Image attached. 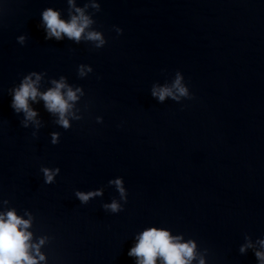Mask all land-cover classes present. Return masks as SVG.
<instances>
[{
	"label": "water",
	"instance_id": "1",
	"mask_svg": "<svg viewBox=\"0 0 264 264\" xmlns=\"http://www.w3.org/2000/svg\"><path fill=\"white\" fill-rule=\"evenodd\" d=\"M49 9L92 23L79 42L46 39ZM177 73L188 97L152 95ZM25 77L38 93L62 81L65 99L76 94L68 129L40 95L33 120L15 111ZM9 212L28 221L36 264H140L129 252L149 229L192 242L189 264H264V0H0V217Z\"/></svg>",
	"mask_w": 264,
	"mask_h": 264
},
{
	"label": "clouds",
	"instance_id": "2",
	"mask_svg": "<svg viewBox=\"0 0 264 264\" xmlns=\"http://www.w3.org/2000/svg\"><path fill=\"white\" fill-rule=\"evenodd\" d=\"M71 2V0H69ZM98 7V6H97ZM80 13L79 16H73L70 22H65L59 19L58 13L51 9L43 13V20L47 28V38L55 37L57 40L61 39V35L64 34L68 38L73 39L77 42L81 40L82 34L85 29L92 23L88 17L84 16L80 9H77ZM119 31V30H118ZM86 39L91 41H97V48L102 47L105 44V40L99 32H88ZM23 41V37L20 38ZM83 75V73H81ZM37 80L39 77L37 76ZM55 88L50 89L45 93H38L34 82L29 78L25 77L20 87L15 90L13 97L12 107L15 111L20 112L21 110L25 113L26 120H33L36 113L32 111L28 106V100L40 95L45 101V106L49 112L58 113V123L68 129L70 127L68 120L65 118L66 113L71 108L68 101H75L77 99L76 94L68 89L65 96L61 93V89L65 88L66 85L61 82H55ZM172 88L176 90L179 95H174ZM172 88L163 87L160 89H153L152 95L158 97L160 101H163L165 97H171L174 100H178L179 97H188V89L182 85L181 77L177 73L176 79L173 82ZM79 91V89H77ZM27 127V124H24ZM56 142L55 134L53 136V143ZM45 174V182L52 183L55 172H50L48 169H43ZM121 194H123V188L120 187V181H115ZM99 195V193L89 192L87 194L83 192H77L76 196L81 202H87L90 197ZM110 207L112 211L118 210V205L114 202ZM28 227V221H23L18 218L13 212L7 213V219L0 217V264H36V261L27 254L30 234L25 233L22 229ZM261 245L264 246V240L260 241ZM195 245L192 242L187 244L174 243L173 238L169 236L166 231H159L156 229H149L141 235L139 243L134 247L129 255H135L142 257L140 264H155L157 256L163 257L165 264H189L194 258ZM244 249L241 248V252ZM257 257L264 258V254L257 252ZM43 259V257H41ZM200 264H203L201 260Z\"/></svg>",
	"mask_w": 264,
	"mask_h": 264
}]
</instances>
